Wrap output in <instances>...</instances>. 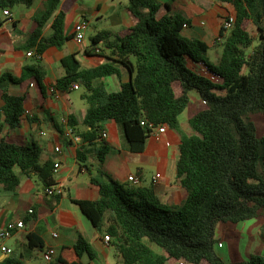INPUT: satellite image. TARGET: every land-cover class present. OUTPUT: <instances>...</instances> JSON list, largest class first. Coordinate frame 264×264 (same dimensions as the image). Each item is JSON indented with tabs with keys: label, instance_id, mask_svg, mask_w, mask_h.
Wrapping results in <instances>:
<instances>
[{
	"label": "trees",
	"instance_id": "trees-1",
	"mask_svg": "<svg viewBox=\"0 0 264 264\" xmlns=\"http://www.w3.org/2000/svg\"><path fill=\"white\" fill-rule=\"evenodd\" d=\"M34 1L0 0V11L29 8ZM59 1L47 0L25 49L42 55L52 47L60 50L72 39L64 34L63 12L55 16L50 35L43 36L45 23ZM212 1L231 5L234 10L232 28L225 31L221 24L220 41L215 39L212 47L184 37L183 26L189 21L172 13L169 4V12L157 19V0H127L132 26L123 34L101 31L90 38L93 48L102 44V50L109 52L104 64L84 69L74 54L60 61L63 75L54 88L68 94L77 84L86 90L82 96L85 131L76 134L81 139L78 162L85 161L87 147L97 146L99 150L97 175L90 178L98 188V198L73 203L98 233L110 238L108 244L114 247L120 264H165L171 260L185 264H264L260 256L227 263L216 253L215 240L218 223L235 226L264 219V136L258 135L251 120L261 116L264 121V0ZM216 46H221L222 53L212 62L208 51ZM123 71L129 76L126 82L122 81ZM44 76L38 64L24 66L19 78L9 73L0 76V132L2 127L20 126L28 99L26 92L8 93L5 85L29 87L35 81L44 95ZM111 76L119 82L117 91L107 93L93 87L94 81ZM192 95L198 105L188 119V135L178 118L189 107ZM107 121L122 128L132 153L142 152L159 126L178 135L175 179L186 193L179 207H166L151 188L121 184L104 172L102 163L109 147L100 133ZM70 124L75 125L73 121ZM41 153L36 144L0 138V185L14 192L22 176L35 177L48 196L47 189L56 185L54 164L42 163ZM59 200L60 196L53 195L50 206ZM26 238L29 249L43 248L36 235L30 233ZM72 257L69 262L59 256L52 264H83V257L93 260L95 252L83 236L74 244ZM2 264L21 262L5 260Z\"/></svg>",
	"mask_w": 264,
	"mask_h": 264
},
{
	"label": "crops",
	"instance_id": "crops-1",
	"mask_svg": "<svg viewBox=\"0 0 264 264\" xmlns=\"http://www.w3.org/2000/svg\"><path fill=\"white\" fill-rule=\"evenodd\" d=\"M157 1L160 4L157 19L169 12L166 8L169 4L172 13H179L189 21V25L183 28L182 35L189 39L202 41L209 47H212L213 41L218 37L223 21L228 17H234L231 5H221L212 0ZM46 3L47 0H35L29 8L24 6L12 8L10 9L12 20L5 19L0 12V76L9 73L19 78L24 66L37 64L42 67L45 74L42 83L44 95L41 94L35 81L29 87L26 84L22 87L11 83L5 85V90L10 94L27 93L25 111L28 114L22 117L23 121L19 127L15 129L2 127L0 138H5L12 143L20 140L23 144L38 145L42 152V163L49 161L59 165L54 173L56 184L54 187L59 188L62 194L59 203L51 207L50 202L53 196H44L41 185L39 182H34L33 177L22 176L14 192L7 191L0 185V232L8 224L16 225L22 222V228H15L10 237L0 240V246L3 245L13 250L11 255L0 251V264L5 260H20L21 264L24 261L30 264L34 258H41L42 252L48 248L55 252L50 264L59 256L70 262L74 260L73 257L71 258V251L79 236H83L95 252L93 260L88 261L86 257H83L81 259L83 264H120V258L114 247L105 244L104 234L98 233L82 214L80 208L73 203L74 200L95 201L98 198V188L90 182V178L97 175V154L99 152L97 146L87 147L86 159L80 164L77 160V149L81 139L77 143L65 140L62 137L63 128L60 126V121L67 118L75 136L85 131L82 122L86 105L74 100L70 96L71 93L59 92L56 98L50 93V89L63 75L60 61L66 55L74 54L84 69H93L106 62L109 52L102 50V44L93 48L91 41L90 45H87L85 39L88 37L90 40L101 31H110L115 34H123L127 31L132 26V20L126 10L127 0H60L56 10L45 23L43 36L50 35L51 24L55 16L63 12L65 14L64 34L71 36L72 39L66 42L60 50L49 48L38 60L33 56L28 57L27 53H35V51L25 49V47L28 36L36 28L35 19L44 11ZM80 21H85L88 28L83 42L78 43L74 40L73 28ZM96 49L99 53L95 51ZM121 75L122 81L129 80V76L124 71ZM93 87L101 88L109 93L118 90L119 82L116 77L111 76L94 81ZM80 89L79 86V89H71V92ZM2 105L0 90V109ZM197 105L198 99L192 95L189 107L178 118L185 134H190L187 122ZM2 119L1 116L0 126ZM70 121H73L75 125L71 126ZM47 124L51 129L50 133L44 131ZM57 127L61 132L57 130ZM102 132L106 133L107 137L103 140L109 147L102 163L104 172L121 184L127 183L128 176L136 177L137 186L151 188L158 201L166 207L176 208L182 204L186 193L175 179L179 138L174 131L166 128L158 141L151 135L146 141L144 150L140 153H132L129 150L122 128L115 122L104 123ZM58 139L63 140L66 150H63L57 143ZM56 146L60 147L59 153L53 150ZM157 175L159 178L153 181V177ZM30 211L33 212L29 213ZM253 221H245L235 226L226 224L228 227L225 229L230 231L229 234L234 242L229 251L225 250L220 240L215 239L216 247L221 245V248H216V253L225 262L233 263L243 260V254L238 249L242 239L236 233L241 235V238L247 235V240L251 244L256 243L255 249L252 248L256 250L255 252L261 250L260 247L264 250V237H261L260 241L255 240L258 230L254 232L252 227L248 226V223H253ZM241 224L242 226L238 228ZM30 233L42 241L41 250L28 248L26 236ZM53 234H56L55 238ZM247 248H250V244ZM245 256V258H251L253 255L245 250ZM165 264H175V261L171 260Z\"/></svg>",
	"mask_w": 264,
	"mask_h": 264
},
{
	"label": "built area",
	"instance_id": "built-area-1",
	"mask_svg": "<svg viewBox=\"0 0 264 264\" xmlns=\"http://www.w3.org/2000/svg\"><path fill=\"white\" fill-rule=\"evenodd\" d=\"M0 12H1L2 16L5 19L12 20L11 19L12 16L10 14V10L9 9H5V10H2ZM233 20H234V17H228V18H226L223 21L222 27L224 28L225 31H229L232 28ZM185 27H186V25L183 26V28H185ZM87 28H88V25H87V23L85 21H80L79 23H77L74 26L73 33H74V40L76 42H78V43L83 42V40L85 38V32H86ZM216 39L218 41H220V38L217 37ZM95 51L97 53H99L98 49H96ZM27 56L28 57L33 56V57H35L38 60L41 58V55H38V54L32 53V52L27 53ZM71 89L77 90V89H79V86L77 84H74V85L71 86ZM50 93L54 97L58 98L59 91H57L54 87H52L50 89ZM27 114H28V112L25 111L23 116H26ZM60 126L63 128L62 137L65 140L70 141L72 143H77V142L80 141V138L73 134V131H72L71 127L68 124L67 118H63L60 121ZM165 130H166L165 126H159V127L155 128L153 130L151 135H153L155 137V140L158 141L160 136H161V134H163L165 132ZM40 135H42L41 132H40ZM101 137H102V139H105L107 137L106 133L102 132ZM166 146H169V144H166ZM53 150H54L55 153H59L60 152V147L56 146V147H54ZM58 167H59L58 164H54V173H56V170H57ZM158 178H159L158 175L154 176L153 177V181H156ZM126 181H127V183H130V184L135 185V186H137V184H138V179L136 177H134V176H128ZM46 193H47L48 196H53V195L61 196V194H62L61 190L59 188H56V187H51L50 189H47ZM29 213H31V211ZM15 228H22V222H18L16 225L8 224L4 228V230H2L0 232V240H5L6 238L10 237L12 231ZM53 237L55 238L56 234H53ZM103 240H104L105 244L108 245V242L110 241V238L108 236H104ZM218 248H221L220 244L218 245ZM0 251L3 254H6V255H11L13 253V250L11 248L5 247L3 245L0 246ZM54 255H55L54 250L51 249V248H48L44 252H42L41 259H42V261L44 263L50 264L52 262V258L54 257ZM175 264H185V263L182 262V261H175Z\"/></svg>",
	"mask_w": 264,
	"mask_h": 264
},
{
	"label": "rangeland",
	"instance_id": "rangeland-1",
	"mask_svg": "<svg viewBox=\"0 0 264 264\" xmlns=\"http://www.w3.org/2000/svg\"><path fill=\"white\" fill-rule=\"evenodd\" d=\"M88 36H89V34H88ZM85 42L87 45H90V40L88 37L85 39ZM213 44H215V40L213 41ZM210 45H212V43ZM255 45L256 44H254V46ZM221 53H222L221 46H216L215 48H210V50L208 51V55H209L212 62H216L220 58ZM70 93H68V94H70V96L74 100L81 102V104H83L84 106L86 105L85 101L82 100L83 94L86 93L85 88L81 87V89L79 91H73ZM251 120L253 122H255V124L257 126V129L259 132L258 135L264 136V121L262 120L261 116H252ZM44 131L47 133L51 132V129L49 128L48 124L44 127ZM16 141H17V143L23 144V142H21L20 140H16ZM57 143L59 145H61V148L63 150H66V145L63 142V140L58 139ZM85 177L87 178L86 175H85ZM33 181L38 182V180L35 177H33ZM248 224H249L248 226L252 227V231L256 232L258 230V235H255V240L258 239L260 241V238L264 237V219L263 220H254L253 223H248ZM240 226H242V224L239 225L238 228H240ZM226 227H228V226L226 224H222V223H218L216 225L215 239L217 238L218 240H220L221 243L224 245L225 250L229 251V249L233 247L234 242H233L232 236H230V234H229L230 231H227V229H225ZM237 231L239 232V230H237ZM236 234L240 237V239H242V241L239 239L241 241V245H238V249H239L240 253L243 254V258H242L243 260H241V261H248L250 259V258H245L246 257L245 256V250L251 252L253 257L254 256H260L264 261V250L262 247H260L261 250L258 247H256V249H259V250L257 252H255L256 250H254L255 249L254 247L256 246V243L251 244L249 242V240H247V238H248L247 235L242 236L243 238H241V235H239L238 233H236ZM249 244H250V248H247L249 246ZM216 248H218V247H216ZM252 248H254V249H252ZM255 253H258V254H255ZM84 262H86V260H84ZM235 262H240V261H235ZM23 264H26V262L24 261ZM30 264H46V263H44L40 257H36V258H34L32 263H30Z\"/></svg>",
	"mask_w": 264,
	"mask_h": 264
}]
</instances>
